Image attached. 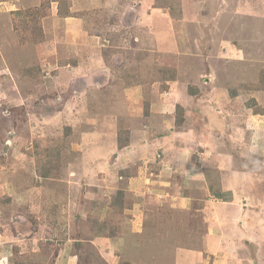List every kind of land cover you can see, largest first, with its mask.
Listing matches in <instances>:
<instances>
[{"label": "rangeland", "instance_id": "374dc122", "mask_svg": "<svg viewBox=\"0 0 264 264\" xmlns=\"http://www.w3.org/2000/svg\"><path fill=\"white\" fill-rule=\"evenodd\" d=\"M149 1L0 0V264H264V0Z\"/></svg>", "mask_w": 264, "mask_h": 264}, {"label": "crops", "instance_id": "0c3cea01", "mask_svg": "<svg viewBox=\"0 0 264 264\" xmlns=\"http://www.w3.org/2000/svg\"><path fill=\"white\" fill-rule=\"evenodd\" d=\"M150 5H151V2L148 0V4H146V5H144V8H143V10H145V12L146 13H144V12H142L141 14L142 15H139V18H141V19H144L145 21H146V23H148L149 25H148V28H149V30L152 32V36H153V44H152V47L153 48H157L156 46H158L159 45V36H160V32H158V34H156L157 33V25L158 24H156V23H158L159 22V24L161 25H163V26H165V27H172L173 25H175V23L177 22L178 24H183V27L186 29V23L188 22V20L189 21H193L194 22V20H192V19H188L187 17H183L182 19L181 18H179V19H181V20H179V21H176L175 20V18L173 17V15L172 14H170V13H163V14H159L158 12H157V10L156 9H152V8H150ZM158 8H161V7H159L158 6ZM142 10V11H143ZM237 14V13H236ZM205 17H207V16H201V18L198 20L199 22H200V28H202L203 27V25H202V23L203 22H217L218 20H221L222 19V16H221V14H219V18L218 19H216V18H214V16H213V18L212 19H206V20H202V19H204ZM231 17L232 16H230V18L228 19V20H224L223 21V23L224 22H227V21H231ZM137 18H138V16H137ZM68 20V19H67ZM84 19L83 18H80V19H78V23H79V28H81L82 29V21H83ZM260 20H261V22L263 23V25H264V15H262L261 16V18H260ZM222 23V24H223ZM243 23V22H242ZM196 25V24H195ZM239 28V26L238 25H236V26H234L233 24H231V25H229V24H226V25H222V30H221V33H220V37H217V38H215V40L214 41H209V45H214V44H217V46H223V47H225L226 49H229V47H234L235 45H236V43L237 42H240L239 41V38H238V33H237V29ZM73 32V31H72ZM76 32H78L79 34L80 33H82L83 34V36H84V38L88 41L89 40V37L90 38H94V36L96 35L95 33H93V32H90V33H88V34H85V32L84 31H81L80 29L79 30H77ZM78 33L77 34H75V36H79L78 35ZM185 35H186V32H185ZM224 42H226V43H224ZM84 43V42H83ZM231 43V44H230ZM252 44H254V42H252ZM226 45V46H225ZM77 46V45H76ZM92 46H94L95 47V45H92ZM178 49L180 50V51H184V50H182L181 48H180V46L178 47ZM211 49H213V46H211ZM165 52L166 53H169L167 50H165ZM173 52V51H172ZM204 52H207L208 54H209V51L207 50V51H204ZM230 53H229V51L227 52V55H229ZM225 58H226V55H225ZM229 58V57H228ZM230 59V61H233L231 58H229ZM208 61H210V59L209 58H207V62ZM77 65H79L77 62H75ZM79 66H77V68H78ZM228 70L229 71H231V70H233L231 67H229L228 68ZM226 71V70H225ZM261 71V70H260ZM206 74L207 75H209V76H214V77H216L217 75H216V73H215V70H213V69H210V70H207L206 71ZM211 78H213V77H211ZM136 88V87H135ZM135 88H127V89H125V94H127V91H129V93L133 96V95H135V94H132V90L133 89H135ZM77 96H75V97H80V96H78L79 94H76ZM135 101H133V100H129L128 101V103H131V106H137V102H135ZM186 145V147H187V150H188V147L190 146V144L189 143H186L185 144ZM131 146H133V145H131ZM186 150V151H187ZM133 154V156H135V157H132V154ZM136 153L135 152H132V151H130V147H128L126 150H119V149H116L115 151H114V153H113V155H114V161H115V164L118 166V168H119V170H121V174H120V178H125V179H127L128 180V182H133V180H134V176L132 177V176H130L129 174H130V172H132V167L134 166V164H138V165H140V167H142V166H146L149 162H148V160H138V159H135V158H137L136 157V155H135ZM116 155V156H115ZM198 163H200V162H198ZM152 174L155 176L156 174H157V176H158V172L157 171H153L152 172ZM123 184H125V183H123ZM125 189V188H124ZM126 190V189H125ZM203 251V250H202ZM204 251H206V249L204 250ZM207 256V255H206ZM204 258V257H203ZM203 260H207V257L206 258H204ZM211 260H213V259H211ZM212 263H215L214 261H212Z\"/></svg>", "mask_w": 264, "mask_h": 264}, {"label": "trees", "instance_id": "16d2710c", "mask_svg": "<svg viewBox=\"0 0 264 264\" xmlns=\"http://www.w3.org/2000/svg\"><path fill=\"white\" fill-rule=\"evenodd\" d=\"M40 42V41H39ZM39 45H43L41 43H39ZM262 74L264 75V69L261 70ZM263 78V77H262ZM132 81V79H128L126 81V83L128 85H132V83L130 84V82ZM263 82H264V78H263ZM179 105H177L178 107ZM180 108V107H179ZM149 114V113H147ZM46 170V171H44ZM41 172V176L44 177H49L50 176V169L46 168ZM127 199V197L125 198V193L124 190H118V192L116 193V195H114L113 197H111V201H110V207L112 208V211L110 212V215L107 216V218H101V219H97L95 221H92L93 225V229H95L97 231V234L101 233V234H105L106 237H115L117 236L119 230H120V226H116L111 225L113 228H115L114 230L107 232L106 228H108L110 226V224L112 223L111 221L113 220L112 218L110 219V217L115 213H119V214H123L124 211L130 209L132 207V200L129 201L127 203V201L125 200ZM125 264V263H123Z\"/></svg>", "mask_w": 264, "mask_h": 264}]
</instances>
